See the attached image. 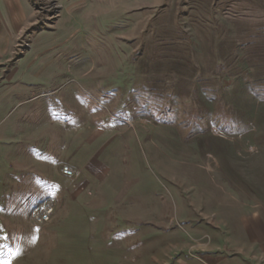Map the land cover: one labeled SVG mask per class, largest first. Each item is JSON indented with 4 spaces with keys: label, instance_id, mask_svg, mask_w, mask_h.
<instances>
[{
    "label": "rangeland",
    "instance_id": "rangeland-1",
    "mask_svg": "<svg viewBox=\"0 0 264 264\" xmlns=\"http://www.w3.org/2000/svg\"><path fill=\"white\" fill-rule=\"evenodd\" d=\"M7 32L0 264H264V0H0Z\"/></svg>",
    "mask_w": 264,
    "mask_h": 264
},
{
    "label": "built area",
    "instance_id": "built-area-1",
    "mask_svg": "<svg viewBox=\"0 0 264 264\" xmlns=\"http://www.w3.org/2000/svg\"><path fill=\"white\" fill-rule=\"evenodd\" d=\"M62 171L65 175L68 176L76 175V171L68 165H65L62 168ZM55 212L56 208L54 199L46 198L41 201L35 209L32 210V220L37 225H45L52 220Z\"/></svg>",
    "mask_w": 264,
    "mask_h": 264
},
{
    "label": "crops",
    "instance_id": "crops-1",
    "mask_svg": "<svg viewBox=\"0 0 264 264\" xmlns=\"http://www.w3.org/2000/svg\"><path fill=\"white\" fill-rule=\"evenodd\" d=\"M19 21H21V18L19 19ZM14 32V31H13ZM13 32H7L6 34H0V51H1V49H3V47H4V44H11V42H12V40H13V38L15 37V33H13ZM11 33V34H10ZM4 40V41H3ZM1 63V62H0ZM1 67V66H0ZM8 75H6L2 80H1V82H3L4 80H5V78L7 77ZM1 77V76H0ZM26 99V97H23V98H21V99ZM262 249V246L261 245H259V249ZM264 250V249H263Z\"/></svg>",
    "mask_w": 264,
    "mask_h": 264
}]
</instances>
